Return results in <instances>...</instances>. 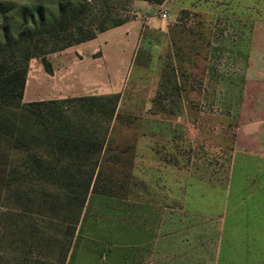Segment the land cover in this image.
<instances>
[{
	"label": "rangeland",
	"instance_id": "1",
	"mask_svg": "<svg viewBox=\"0 0 264 264\" xmlns=\"http://www.w3.org/2000/svg\"><path fill=\"white\" fill-rule=\"evenodd\" d=\"M94 16L132 25L48 55L52 74L30 60L23 98L119 97L62 264H264V85L244 102L234 58L264 56V0H97ZM5 212L0 264H58V233Z\"/></svg>",
	"mask_w": 264,
	"mask_h": 264
},
{
	"label": "trees",
	"instance_id": "2",
	"mask_svg": "<svg viewBox=\"0 0 264 264\" xmlns=\"http://www.w3.org/2000/svg\"><path fill=\"white\" fill-rule=\"evenodd\" d=\"M21 1L0 2V203L6 209L1 217L58 233L62 264L87 197L97 192L100 153L119 97L23 102L29 62L40 60L52 74L48 55L130 19L95 17L97 0H53L51 10L38 0H25L27 6Z\"/></svg>",
	"mask_w": 264,
	"mask_h": 264
},
{
	"label": "crops",
	"instance_id": "3",
	"mask_svg": "<svg viewBox=\"0 0 264 264\" xmlns=\"http://www.w3.org/2000/svg\"><path fill=\"white\" fill-rule=\"evenodd\" d=\"M131 23H132V20L122 24L121 26L131 24ZM121 26H118V27H121ZM118 27H115V28H118ZM115 28H112V29H115ZM131 28H132V26H131ZM112 29L106 30V31L96 35V37L90 41L95 40L97 38V36L104 34V33L108 32ZM132 33H130V34H132ZM127 34H129V33H127ZM134 35H135V32L133 33V36ZM134 38H135V36L133 37V39ZM90 41H87V42H90ZM87 42H84V43H87ZM84 43L78 44V45L73 46V47L75 49ZM70 48H72V47H70ZM131 49H132V42H131ZM131 49H130V52H131ZM77 53H80V56H84V54L81 53L80 51H78ZM92 56H95V57H92ZM90 57H92L93 59L100 58L101 57V49L99 50V47L94 48L92 50ZM84 58H86V57H83V59ZM234 58H235L236 68L238 71L241 72V74H242L241 76L244 79L243 91H244L245 96L244 95L242 96V100L244 102H253V98L256 95L254 93L259 92L257 90L260 89V87H261L260 85H264V80H262V81L259 80V78L264 79V56H243L242 59H240L239 56H235ZM25 86H27V85L25 84ZM25 88H24V91H25ZM23 98H24V93H23ZM22 101H23V99H22ZM37 101H42V100H37ZM251 107L252 106H248L246 108L247 111H251L250 110ZM258 123H260L258 120L249 122V124H258Z\"/></svg>",
	"mask_w": 264,
	"mask_h": 264
},
{
	"label": "built area",
	"instance_id": "4",
	"mask_svg": "<svg viewBox=\"0 0 264 264\" xmlns=\"http://www.w3.org/2000/svg\"><path fill=\"white\" fill-rule=\"evenodd\" d=\"M161 16H162V18H165V17H166V14H165V13H163Z\"/></svg>",
	"mask_w": 264,
	"mask_h": 264
}]
</instances>
